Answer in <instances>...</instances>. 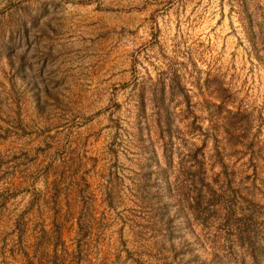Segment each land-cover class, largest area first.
<instances>
[{
  "label": "rangeland",
  "instance_id": "rangeland-1",
  "mask_svg": "<svg viewBox=\"0 0 264 264\" xmlns=\"http://www.w3.org/2000/svg\"><path fill=\"white\" fill-rule=\"evenodd\" d=\"M0 264H264V0H0Z\"/></svg>",
  "mask_w": 264,
  "mask_h": 264
}]
</instances>
